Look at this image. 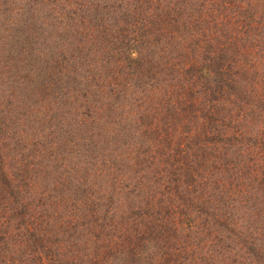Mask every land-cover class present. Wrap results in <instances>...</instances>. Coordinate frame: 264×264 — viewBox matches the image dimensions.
Masks as SVG:
<instances>
[{"label":"trees","instance_id":"trees-1","mask_svg":"<svg viewBox=\"0 0 264 264\" xmlns=\"http://www.w3.org/2000/svg\"><path fill=\"white\" fill-rule=\"evenodd\" d=\"M9 60L53 100L0 107V264H264V0H0Z\"/></svg>","mask_w":264,"mask_h":264},{"label":"rangeland","instance_id":"rangeland-1","mask_svg":"<svg viewBox=\"0 0 264 264\" xmlns=\"http://www.w3.org/2000/svg\"><path fill=\"white\" fill-rule=\"evenodd\" d=\"M15 65H16V62L12 61V60L11 61L10 60L9 61H5V63L0 62V107L1 108H5L8 111L10 109V113L8 114V117L15 118V120H19V122L22 125H24L26 123H25V120L22 119V118L23 117H27L29 113L31 114V109L33 107L37 106V104L42 103V107L45 109V107L49 105L48 101L53 100V98H52L51 95H48L45 98L43 96L42 97L39 96L36 91L32 90V88H34V84H35V83H32V82H31V84H29V83L26 84V86H28L29 88L31 87V89L27 88V90L30 92V94H27L24 91H21L19 93V91L21 89L17 88L16 80H17V78H19V83H22V82L25 83L24 82L25 79L24 78L20 79V78L27 72L25 71V68H22V64L19 65V67H15ZM19 70H21V73H23V75H18V77H16V79L14 80L13 79L14 78L13 74H14V72H16V74H17ZM67 76L68 75L66 73H63L62 74V80L60 81V86H54V87H52V89H57V91H58V89H60L62 91L63 90H65V91L68 90L69 84L71 85V83L70 82L68 83L69 80H68ZM61 93L58 95V97L56 99H63V97L60 96ZM68 98H69L68 102H69L70 105L66 106V108L71 109L72 106H73V103H74L73 100L75 99V97L68 96ZM64 99H66V98L64 97ZM43 103H46V104H43ZM58 107H59V105H57V109L56 110H59ZM21 111H23L22 112L23 114H20ZM37 117H35V115H32L30 122H31V125L34 128V130L36 129L35 133H37V136L39 135L40 137H42L43 135L47 134L52 126H54V125L57 126L59 124V118L58 117H56L55 121L47 123L48 116H46V112H42V114H40V115L37 114ZM27 125L29 126V121H28ZM27 125H25V128L28 130ZM48 125H50L51 127L48 128ZM68 127L69 126H67L66 128H68ZM62 128L63 127L61 126V129ZM74 128L76 129V127H74ZM28 131H31V130H28ZM28 134H29V132H28ZM28 134L24 135V134H22V132H18L17 135H16L17 137L14 136L15 138L12 139V141L13 142H18V140H20V138H21V141H22L25 136H28ZM70 134L71 133L62 134L63 137H61L60 139L63 140V142H66L65 140L69 139L74 134H76V135H74L75 139H77L79 141L82 139V135L78 132V130L77 131L74 130L72 132V134L71 135ZM28 140L31 141L32 139H28ZM80 142H84V138H83V141H80ZM13 146L14 145H10L9 148L7 149V151H8L7 154L8 155L10 154V156H14L15 155V157H21L22 160H23V164L27 163L28 161L30 162L31 159H29V158H31V156L29 154H30V152H32V150H30L29 148L28 149L24 148V150H23V148L18 147L17 148V149H19L18 152L11 154L10 150H11V147H13ZM43 152L44 151L38 153L37 159H35L34 162L37 160V161H40V164H42V162H43L42 159H44V157H45V153H43ZM31 155L33 156L34 154L31 153ZM71 156L72 155H70V157ZM61 157L62 156H59V160H58L59 164L63 163V160H62ZM25 158H27V159H25ZM20 162L21 161H19L18 164ZM9 165L10 166H17V162L14 163V165H12V161H10ZM50 165L52 167V163ZM43 168H45V167H43ZM41 171H39V172H41ZM10 172H13V170H10ZM40 175L43 176L42 174H40ZM12 176H15V175H12ZM39 184L43 185V181L40 180ZM49 185H53V182L52 181L49 182ZM51 188H53V187H51ZM35 190H37L36 187L33 189V192ZM30 198H32V193L30 195ZM121 198H123V195L121 196ZM40 211L42 213V216L40 217L38 222L40 223L39 229L42 232H45V230L47 231L49 229L51 230L52 227H54L56 224H59V220L57 221V219L54 220L53 217L46 216L44 210H40ZM61 235L62 234H59V238H57L58 239V246L60 247V251L61 252H67L69 255H72L73 259L75 260L76 263H78L80 257H84L83 255L88 254L90 252L89 250L86 249L87 247H89V244L91 243V241L89 240L90 239V235L89 234L84 235L83 239L79 240V241L75 237H73V240L70 241L69 244H66V243L70 239H67L65 237H61ZM59 241H60V243H59Z\"/></svg>","mask_w":264,"mask_h":264}]
</instances>
